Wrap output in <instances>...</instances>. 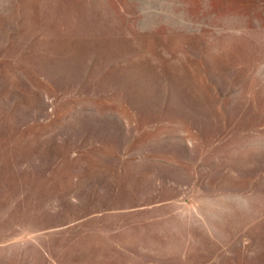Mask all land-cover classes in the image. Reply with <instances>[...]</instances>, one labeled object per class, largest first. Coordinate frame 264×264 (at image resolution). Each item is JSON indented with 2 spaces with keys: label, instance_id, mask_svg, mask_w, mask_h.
<instances>
[{
  "label": "rangeland",
  "instance_id": "obj_1",
  "mask_svg": "<svg viewBox=\"0 0 264 264\" xmlns=\"http://www.w3.org/2000/svg\"><path fill=\"white\" fill-rule=\"evenodd\" d=\"M5 174L13 258L264 264V0H0Z\"/></svg>",
  "mask_w": 264,
  "mask_h": 264
},
{
  "label": "crops",
  "instance_id": "obj_2",
  "mask_svg": "<svg viewBox=\"0 0 264 264\" xmlns=\"http://www.w3.org/2000/svg\"><path fill=\"white\" fill-rule=\"evenodd\" d=\"M1 181H4V191L1 188L2 184H0V264H61L60 260L55 259L12 257L14 234L13 198L10 193H5L6 174L3 178H0Z\"/></svg>",
  "mask_w": 264,
  "mask_h": 264
}]
</instances>
